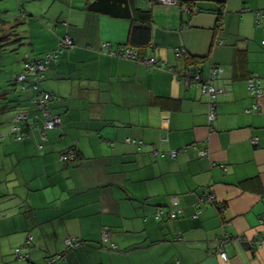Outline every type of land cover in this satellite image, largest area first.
Wrapping results in <instances>:
<instances>
[{"label": "crops", "instance_id": "crops-1", "mask_svg": "<svg viewBox=\"0 0 264 264\" xmlns=\"http://www.w3.org/2000/svg\"><path fill=\"white\" fill-rule=\"evenodd\" d=\"M176 1L115 6L149 12L143 54L167 67L146 68L98 53L104 42L129 46L124 17L89 11L87 0H0V135L17 112L30 122L35 113L14 82L23 61L55 49L65 35L72 40L39 86L53 96L49 109L60 127L0 142V264L58 255L52 264H264V17L259 25L255 18L264 0ZM211 65L221 69L213 86L223 92L209 124L199 86L175 72L195 68L204 80ZM251 76L259 80L257 98L247 90ZM69 149L77 159L64 163ZM170 150L180 152L171 158ZM206 193L213 202L196 209ZM171 196L174 219L167 217ZM156 209L164 212L159 219ZM224 232L230 242L221 258ZM68 238L82 244L66 250ZM16 248L27 260L15 258Z\"/></svg>", "mask_w": 264, "mask_h": 264}, {"label": "built area", "instance_id": "built-area-1", "mask_svg": "<svg viewBox=\"0 0 264 264\" xmlns=\"http://www.w3.org/2000/svg\"><path fill=\"white\" fill-rule=\"evenodd\" d=\"M154 2L165 5H177L178 2L176 0H154ZM184 11H188L185 9ZM264 17V11H256L255 18L256 24L259 25L262 18ZM72 47V40L69 36L65 35L63 38L60 39L58 43V47L53 50L46 52L42 58L34 61H25L23 64V70L16 75V80L20 84L21 89L26 88H33L38 89L37 96L34 100L36 106L41 110V119L40 122H30L28 118V114L25 111L17 112L12 120L11 125L9 128V132L5 135H0V142L5 138L9 137L13 142L23 141L29 138L30 134L35 131L39 130L41 138L44 137L45 131L49 129H54L60 127L61 121L58 116L51 115L46 108L47 101L50 100V96L47 93H44L39 90L38 84L43 77V72L48 68V66L54 64L57 61L58 55L62 52L64 48H71ZM184 50L177 52V55L183 53ZM98 53L109 56V57H117L124 60L133 61L135 63H141L146 68H164L162 62H159L153 57H143L142 59L139 58L137 51L130 47V46H121L118 45L116 47H112L110 43L104 42L101 43ZM167 67V66H166ZM221 69L211 65L208 76L206 79H201L200 73L195 68H185L183 70L175 72L178 79L182 80L186 85L187 84H196L199 86L201 94L207 101V119L208 123L211 124L214 120V110H215V99L216 97L223 92L221 88H215L213 86V81L216 80L220 75ZM247 90L251 97L257 98L262 94L260 89L259 80L251 76L247 79ZM253 109L256 110L257 107L253 106ZM249 112V110H246ZM24 128H27L25 131ZM254 143V141H252ZM130 144L135 145L137 149H140L142 146L141 142H137L136 140H130ZM180 150H170L169 156L174 158ZM205 150L198 151V155L200 157L206 156ZM75 153L74 149H69L66 155H61L60 160H74ZM171 206L173 207L167 212V217L169 219H174L176 217V210L175 207L178 204V200L176 196H171L170 198ZM205 202H213V195L210 193H206L205 195H201L196 203V209H199L200 206ZM164 214L161 209H156L154 213V218L159 219ZM175 241H180V238L176 235L174 238ZM109 241V230L102 229L100 233V243L103 244L102 249L107 251L109 250L104 244ZM230 240L225 236V232L220 237L218 241V254L221 258L225 257L224 253V246L227 245ZM264 242V237L258 239V244ZM32 243V238L27 237L25 241V247H30ZM82 242L76 238H68L64 241V246L66 250L74 249L80 246ZM111 248L114 250L116 248L115 245H112ZM14 256L18 260H27V253H22L19 248L14 250ZM61 258V255L51 257L47 259L43 264H52L54 261Z\"/></svg>", "mask_w": 264, "mask_h": 264}, {"label": "trees", "instance_id": "trees-1", "mask_svg": "<svg viewBox=\"0 0 264 264\" xmlns=\"http://www.w3.org/2000/svg\"><path fill=\"white\" fill-rule=\"evenodd\" d=\"M122 2H123V0H87L86 8L89 11H92L95 13L106 14V15H109L112 17H124V18H126L130 22V29L128 32V43H127V45H129L130 47L132 46V48H134L137 51L139 58L142 59L143 57H145V55L143 54V49H144V47H146L149 44L150 36H151L149 12L139 10V11L133 12V13H126V11L123 12L121 10H117L115 8L116 4L118 3L120 5V3H122ZM42 56L40 58H42ZM40 58H38V59H40ZM38 59H35V60H38ZM25 61H27V60H25ZM25 61H23V64ZM32 61H34V60H32ZM23 64L21 67V71L23 70ZM44 72H43V74H44ZM41 80H40V82H41ZM14 82L17 84V88H18L19 92L26 93L30 97V101H31L33 108H34V111H35L33 118L31 120L33 122H40L41 110L34 103V100H35L37 93H38V89L36 90V89L31 88V87L26 88V89H21L20 84L16 80V76H15ZM40 82L38 84L39 90L44 92V93H47L50 96V100L47 101L46 108L51 115H54L51 113V111L49 109V104L53 100V96L50 93L45 92L42 89H40V87H39ZM24 130L26 131L27 128H24ZM74 153H75L74 160H66V161H62V162H64V163L74 162L77 159L76 152H74ZM66 154H67V151L63 152L61 155H66Z\"/></svg>", "mask_w": 264, "mask_h": 264}, {"label": "rangeland", "instance_id": "rangeland-1", "mask_svg": "<svg viewBox=\"0 0 264 264\" xmlns=\"http://www.w3.org/2000/svg\"><path fill=\"white\" fill-rule=\"evenodd\" d=\"M4 15H5V14H4ZM19 15H20V14H19ZM11 16H13V18H12V17L9 18V20H10L11 22L14 21V17H18V14H17L16 8H15V10L12 12ZM21 27H22V26L19 25V26H15L13 29H14V30H16V29H20ZM13 29L10 28V31H13ZM14 34H15V33H14Z\"/></svg>", "mask_w": 264, "mask_h": 264}]
</instances>
